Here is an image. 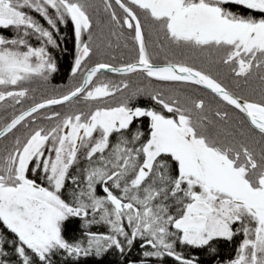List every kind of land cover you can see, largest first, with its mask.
Masks as SVG:
<instances>
[{
	"label": "snow or ice",
	"instance_id": "1",
	"mask_svg": "<svg viewBox=\"0 0 264 264\" xmlns=\"http://www.w3.org/2000/svg\"><path fill=\"white\" fill-rule=\"evenodd\" d=\"M109 254L264 264V0H0V264Z\"/></svg>",
	"mask_w": 264,
	"mask_h": 264
},
{
	"label": "trees",
	"instance_id": "2",
	"mask_svg": "<svg viewBox=\"0 0 264 264\" xmlns=\"http://www.w3.org/2000/svg\"><path fill=\"white\" fill-rule=\"evenodd\" d=\"M66 234L69 236V238H71L72 235L78 234V233H71V232H69V233H66ZM115 259H116V257L114 255L109 254L108 256H106L104 258V264H109V262L114 261Z\"/></svg>",
	"mask_w": 264,
	"mask_h": 264
}]
</instances>
